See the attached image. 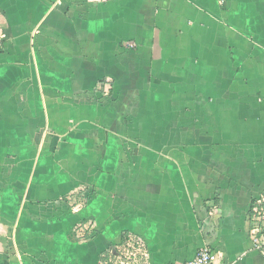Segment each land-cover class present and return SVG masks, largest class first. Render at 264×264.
Masks as SVG:
<instances>
[{
  "label": "crops",
  "instance_id": "obj_1",
  "mask_svg": "<svg viewBox=\"0 0 264 264\" xmlns=\"http://www.w3.org/2000/svg\"><path fill=\"white\" fill-rule=\"evenodd\" d=\"M263 193L264 0H0V264H264Z\"/></svg>",
  "mask_w": 264,
  "mask_h": 264
},
{
  "label": "built area",
  "instance_id": "obj_2",
  "mask_svg": "<svg viewBox=\"0 0 264 264\" xmlns=\"http://www.w3.org/2000/svg\"><path fill=\"white\" fill-rule=\"evenodd\" d=\"M76 197V196H75ZM249 236L253 248L264 255V193L255 198L249 210ZM220 257L214 250L201 248L196 257L182 264H219ZM99 264H149L144 242L129 235L115 249L103 255Z\"/></svg>",
  "mask_w": 264,
  "mask_h": 264
}]
</instances>
